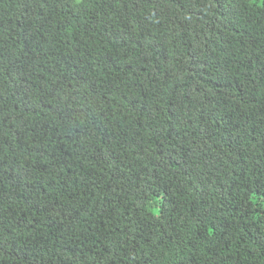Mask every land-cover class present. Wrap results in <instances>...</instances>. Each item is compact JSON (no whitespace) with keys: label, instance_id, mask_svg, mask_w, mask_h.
<instances>
[{"label":"trees","instance_id":"obj_1","mask_svg":"<svg viewBox=\"0 0 264 264\" xmlns=\"http://www.w3.org/2000/svg\"><path fill=\"white\" fill-rule=\"evenodd\" d=\"M0 264H264V0H0Z\"/></svg>","mask_w":264,"mask_h":264},{"label":"rangeland","instance_id":"obj_2","mask_svg":"<svg viewBox=\"0 0 264 264\" xmlns=\"http://www.w3.org/2000/svg\"><path fill=\"white\" fill-rule=\"evenodd\" d=\"M75 1H80V0H75Z\"/></svg>","mask_w":264,"mask_h":264}]
</instances>
